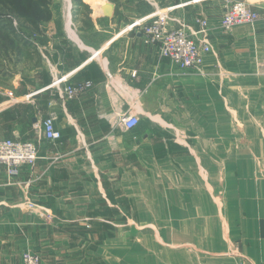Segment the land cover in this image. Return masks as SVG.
Returning a JSON list of instances; mask_svg holds the SVG:
<instances>
[{
  "label": "crops",
  "instance_id": "crops-1",
  "mask_svg": "<svg viewBox=\"0 0 264 264\" xmlns=\"http://www.w3.org/2000/svg\"><path fill=\"white\" fill-rule=\"evenodd\" d=\"M187 1L174 16L211 28L203 76L131 28L174 0H78L92 12L76 10L74 33L62 19L46 32L47 79L0 92V139L39 150L15 178L0 166V264L27 250L42 264H264V0H245L258 20L228 32L225 0ZM128 111L131 131L117 124ZM51 114L56 143L42 135Z\"/></svg>",
  "mask_w": 264,
  "mask_h": 264
},
{
  "label": "built area",
  "instance_id": "built-area-1",
  "mask_svg": "<svg viewBox=\"0 0 264 264\" xmlns=\"http://www.w3.org/2000/svg\"><path fill=\"white\" fill-rule=\"evenodd\" d=\"M174 4L154 17L150 22L140 24L135 22L131 28L139 30L146 45L156 46L161 58L169 60L172 64L184 71H193L203 76L205 55L213 51L209 41L211 28L202 18H196L195 24L200 26L199 32L189 25L183 18H176L174 12L184 9L190 2L187 0H174ZM225 14L221 22V29L225 32L235 27L254 24L259 15L257 11L245 0H225ZM201 34L202 37H198ZM95 54L93 57H96ZM111 78L112 75L108 74ZM65 78L56 80L62 83ZM93 87L92 82L82 84H68L64 89L65 99L72 101L79 98ZM141 118L133 111H128L117 118V124L124 130H134L139 126ZM44 138L52 143L62 138L56 127V117L51 114L43 122ZM39 159V150L32 141L0 140V166L4 167L9 178H15L24 165H32ZM24 264H41V259L35 254H25Z\"/></svg>",
  "mask_w": 264,
  "mask_h": 264
},
{
  "label": "rangeland",
  "instance_id": "rangeland-1",
  "mask_svg": "<svg viewBox=\"0 0 264 264\" xmlns=\"http://www.w3.org/2000/svg\"><path fill=\"white\" fill-rule=\"evenodd\" d=\"M36 1L40 2L39 7H35ZM12 2L16 0H0V92L12 90L13 80L16 78L19 81L25 79L26 85L30 86L29 90H32L33 86L28 82L37 85L38 82L46 80L48 73L45 68L52 65L55 56L48 35L45 36L46 32L59 31L62 19L65 33L72 35L75 31L72 19L76 10L78 12L81 10L82 14L92 12L90 7H81L78 0H24L21 6L25 11L21 15L15 9L19 6ZM135 7H129L128 10L131 11ZM29 8L32 10L29 11ZM32 13H35V19H30ZM63 13L65 18L60 17ZM68 39L74 43L72 38L68 37ZM51 41L56 44L55 41ZM50 51L54 54L53 57ZM42 135L44 136L43 130ZM28 253L35 254L41 259L40 253L27 250L22 254V264L25 254Z\"/></svg>",
  "mask_w": 264,
  "mask_h": 264
},
{
  "label": "trees",
  "instance_id": "trees-1",
  "mask_svg": "<svg viewBox=\"0 0 264 264\" xmlns=\"http://www.w3.org/2000/svg\"><path fill=\"white\" fill-rule=\"evenodd\" d=\"M12 3H14V5L19 6L18 9L17 8H15V9L18 12V14L20 13L21 15H23V13H24L25 10H24V8L21 5L24 4V0H20V1L19 0H16V2H12ZM36 3L37 4L35 5V7H39V5H40L39 3L40 2L39 1H36ZM11 7L14 8L15 6H12L11 5ZM28 10L30 11V10H32V8H29ZM35 17H36L35 13H32L31 16H30V19H35Z\"/></svg>",
  "mask_w": 264,
  "mask_h": 264
}]
</instances>
